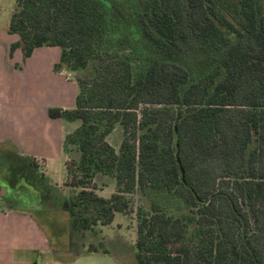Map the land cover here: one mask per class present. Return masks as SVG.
Returning a JSON list of instances; mask_svg holds the SVG:
<instances>
[{
    "label": "trees",
    "instance_id": "16d2710c",
    "mask_svg": "<svg viewBox=\"0 0 264 264\" xmlns=\"http://www.w3.org/2000/svg\"><path fill=\"white\" fill-rule=\"evenodd\" d=\"M7 30L10 54L58 46L54 70L79 72L75 107L47 110L78 122L64 137L79 154L65 162L73 230L127 212L137 188V264H264V0H16ZM0 156L44 187L32 159ZM98 172L119 183L107 199L88 189Z\"/></svg>",
    "mask_w": 264,
    "mask_h": 264
},
{
    "label": "crops",
    "instance_id": "0c3cea01",
    "mask_svg": "<svg viewBox=\"0 0 264 264\" xmlns=\"http://www.w3.org/2000/svg\"><path fill=\"white\" fill-rule=\"evenodd\" d=\"M15 7L16 0L10 17ZM10 17L0 20V155L9 153L42 161L44 187L54 195L56 186L47 171L50 151L38 144L46 142L45 133H21L13 116L20 112L32 117L38 114L50 130H56L58 152H65L64 137L78 122L52 118L47 110L73 109L78 87L74 79L67 78V69L54 70L60 58L58 46H37L28 57L23 56L20 48L10 54L11 44L19 39L7 30ZM9 206L8 210H0V264H120V257L114 252L92 251L55 258L42 223L29 210Z\"/></svg>",
    "mask_w": 264,
    "mask_h": 264
},
{
    "label": "rangeland",
    "instance_id": "374dc122",
    "mask_svg": "<svg viewBox=\"0 0 264 264\" xmlns=\"http://www.w3.org/2000/svg\"><path fill=\"white\" fill-rule=\"evenodd\" d=\"M14 5L15 0H0V20H5L10 17ZM67 71L72 73L74 81H77L79 72L73 70ZM30 117L32 116L24 112L13 116L18 131L20 130L21 133H26L32 132L33 130L39 134L43 132L46 135V142L48 141L47 143L40 141L38 144L50 151L49 157L47 158V171L50 178L54 181L52 184L56 186V192L54 195L50 194L47 201L40 205L44 206L42 212H35V210H30V212L46 229L50 245L53 249V256L55 258H67L78 253L88 254L86 251L90 243L98 247V251L102 250L97 243L99 237H102L104 242L103 249L110 253H116V257H120V260L118 259L120 264H137L134 258L137 239L136 229L142 216L140 210H147L149 203L148 195L141 193L136 188L132 192L125 194L129 202L127 212H115L112 220L104 224L101 223V220L105 219V217L98 219L96 224L93 225L92 231L73 230L70 225L72 216L69 211V200L79 188L68 185L69 178L66 175L64 163L65 160L77 159L79 157L76 146L68 144V152L65 149V152H58L60 141L58 140L56 130H50L47 127V123L38 114L32 117V119ZM123 137L124 133L120 125L117 124L105 136V140L119 153V145ZM34 166L37 175L41 176L44 171V163L40 160H34ZM88 189L93 190L98 196L107 199L112 193L118 191L119 183L115 174L108 175L98 172L94 176ZM177 204L173 202L172 205H168L169 211L175 212L178 208ZM8 209H10V206L0 198V210ZM88 215L96 216L93 208L90 209Z\"/></svg>",
    "mask_w": 264,
    "mask_h": 264
},
{
    "label": "flooded vegetation",
    "instance_id": "af4514ba",
    "mask_svg": "<svg viewBox=\"0 0 264 264\" xmlns=\"http://www.w3.org/2000/svg\"><path fill=\"white\" fill-rule=\"evenodd\" d=\"M29 183L26 180L16 182L0 159V198L3 202L8 206L14 204L18 208L42 212L44 206L40 205L47 201L50 193L45 187Z\"/></svg>",
    "mask_w": 264,
    "mask_h": 264
},
{
    "label": "built area",
    "instance_id": "2783aa9c",
    "mask_svg": "<svg viewBox=\"0 0 264 264\" xmlns=\"http://www.w3.org/2000/svg\"><path fill=\"white\" fill-rule=\"evenodd\" d=\"M67 78H68V79H74V78H73V74L69 72V73L67 74Z\"/></svg>",
    "mask_w": 264,
    "mask_h": 264
}]
</instances>
